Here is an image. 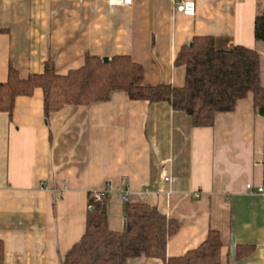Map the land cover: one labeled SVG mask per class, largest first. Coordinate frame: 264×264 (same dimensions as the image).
I'll return each instance as SVG.
<instances>
[{"label": "crops", "instance_id": "obj_1", "mask_svg": "<svg viewBox=\"0 0 264 264\" xmlns=\"http://www.w3.org/2000/svg\"><path fill=\"white\" fill-rule=\"evenodd\" d=\"M176 1L0 0V83L10 65L26 78L47 61L65 74L88 54H121L142 66L145 85L178 87L185 68L174 63L177 53L196 36H212L218 49L256 50L264 86V42L253 33L264 0H181L186 11ZM43 98L35 88L15 98L10 114L0 111L5 264H59L85 231L89 195L107 186L114 231L122 230L126 202H143L179 224L167 256L197 248L216 229L220 264H264V200L245 188L264 180V117L251 94L203 127L167 101L131 100L124 90L47 117ZM240 246L253 249L236 257ZM127 264L164 263L141 256Z\"/></svg>", "mask_w": 264, "mask_h": 264}, {"label": "trees", "instance_id": "obj_2", "mask_svg": "<svg viewBox=\"0 0 264 264\" xmlns=\"http://www.w3.org/2000/svg\"><path fill=\"white\" fill-rule=\"evenodd\" d=\"M253 33L256 41L264 42V15L255 17ZM174 63L185 68L182 86L145 85L142 66L121 54L106 61L88 54L82 66L65 74L57 73L47 61L42 73L26 78L10 65L6 81L0 83V111L10 114L17 96L41 88L46 117L66 106L107 100L116 90H124L131 100L167 101L198 127L211 126L216 114L232 111L248 94L264 117V86L256 50L243 45L218 49L212 36H196L180 49ZM107 200V195L100 199L89 195L85 231L59 264H127L141 256L158 258L164 264H220L222 242L218 230L209 229L197 248L180 256H167V240L179 229L176 220L153 205L126 202L122 230L114 231L108 225ZM252 249L240 246L235 256L249 254ZM0 264H5L1 243Z\"/></svg>", "mask_w": 264, "mask_h": 264}, {"label": "built area", "instance_id": "obj_3", "mask_svg": "<svg viewBox=\"0 0 264 264\" xmlns=\"http://www.w3.org/2000/svg\"><path fill=\"white\" fill-rule=\"evenodd\" d=\"M108 2L112 5H123V6H129L132 3V0H108ZM187 2L184 1H176V9L178 11H186L187 7H188ZM163 181L168 183V184H174L176 182V177L172 176V175H164L163 176ZM110 186L104 187L103 189H100L96 192H94V197L96 199H100L103 196L107 195L109 197V193H110ZM246 191L251 192V193H256L258 194L263 200H264V180L261 184L258 185H252L250 183H247L245 185ZM120 189L121 191H123L125 194H127V189L125 188V182L124 179H122L120 181Z\"/></svg>", "mask_w": 264, "mask_h": 264}, {"label": "water", "instance_id": "obj_4", "mask_svg": "<svg viewBox=\"0 0 264 264\" xmlns=\"http://www.w3.org/2000/svg\"><path fill=\"white\" fill-rule=\"evenodd\" d=\"M108 58L107 57H103V60L106 61ZM231 253H232V257H233V254H234V246L232 245L231 247Z\"/></svg>", "mask_w": 264, "mask_h": 264}]
</instances>
